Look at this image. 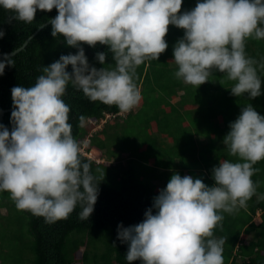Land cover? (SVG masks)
<instances>
[{"label":"clouds","instance_id":"1","mask_svg":"<svg viewBox=\"0 0 264 264\" xmlns=\"http://www.w3.org/2000/svg\"><path fill=\"white\" fill-rule=\"evenodd\" d=\"M183 0H0L11 19L31 23L38 10H57L51 35L63 36L77 51L61 54L43 66L35 83L11 88V130L0 124V192L7 191L19 210L41 216L46 223L66 219L79 205L81 220L94 211L99 189L91 165L83 161L72 134L71 111L63 99L69 82L89 99L115 104L121 111L137 106L142 95L136 67L158 60L168 48V26L184 29L174 45L175 76L191 85L206 82L211 70L235 81L231 94L264 95L256 61L245 52L246 38H264V0H196L181 12ZM5 35L0 29V38ZM82 42H99L112 53L115 67L89 63ZM107 53L98 51L102 65ZM0 60V75L13 66ZM71 66V71L68 66ZM104 124V123H102ZM237 161L214 165L212 185L174 172L145 210L144 219L117 225V239L127 243L131 264H223L224 238L213 235L222 211L244 206L255 192L253 165L264 159V114L249 103L229 123L223 138ZM100 182V181H99ZM155 210V211H153Z\"/></svg>","mask_w":264,"mask_h":264},{"label":"trees","instance_id":"2","mask_svg":"<svg viewBox=\"0 0 264 264\" xmlns=\"http://www.w3.org/2000/svg\"><path fill=\"white\" fill-rule=\"evenodd\" d=\"M195 4L196 0H183L180 11L191 10ZM56 14L55 8L51 11L38 10L35 19L26 23L11 19L14 14L0 8V29L5 32L0 38L1 54L21 48L46 24L24 50L10 57L13 66L6 65L4 74L0 75V102L4 109L9 110L1 124L10 130L13 109L11 88L16 85L31 86L42 74L43 66L58 59L61 54L77 51L64 43L63 36L51 35L49 22ZM183 35L184 29L170 24L165 36L168 48L158 60H145L136 67L134 79L142 100L135 109H138L136 114L143 115V123L136 121L139 115L136 120L133 119L136 115L134 110L131 109L123 117L121 114L125 111L117 105L91 100L69 82L63 99L71 107L69 122L72 134L79 142L81 159L90 163L99 183L94 211L88 220H81L78 205L66 219L46 223L41 216L17 209L10 193L0 192V264H129L125 260L128 245L117 239L120 222L125 227L141 222L145 210L151 207L153 198L166 186L174 172L183 176L185 171L208 185L214 183L212 169L208 171L202 170L199 165L193 166L195 163L191 160L195 154L190 148L191 139L180 138L183 146L176 138L167 139L169 133H175L176 125L181 124L177 120L176 125L173 123L176 119V104L173 102L178 91L176 87H182V79L175 76L178 66L173 61V48ZM82 46L90 64L97 68L115 67L112 53L106 45L98 42L92 47L82 42ZM98 51L107 53L104 65L95 59ZM245 52L256 61L257 73L264 80V38H246ZM2 59L5 58L0 57ZM68 70L71 71L70 65ZM208 79V89L227 83L230 92L235 83L227 79L226 73L215 68ZM240 98H243V104L251 103L264 114V95L252 99L245 93ZM161 114L164 124L159 120ZM108 115L110 119H107ZM104 120L106 122L102 124ZM152 122H156L153 131L143 127L147 123L151 128ZM156 131L159 135L152 136ZM137 142L139 144L135 148L131 147ZM214 150L219 155L212 161L218 165L221 159H225V152L221 147ZM93 151L99 153L100 160L86 155ZM235 158L231 156L228 159L235 161ZM209 164L210 161L208 167ZM261 164H264L263 160L253 165L257 169L252 176L255 192L244 206L237 204L235 207L240 212H248L241 228L235 229L232 222L223 217L213 229L215 237L224 238L223 264H264V187L261 188L258 181L259 172L264 170ZM221 211L223 216L233 214L232 211ZM259 211L262 221L256 225L253 220ZM235 220H240L238 212ZM131 264H141V261Z\"/></svg>","mask_w":264,"mask_h":264},{"label":"crops","instance_id":"3","mask_svg":"<svg viewBox=\"0 0 264 264\" xmlns=\"http://www.w3.org/2000/svg\"><path fill=\"white\" fill-rule=\"evenodd\" d=\"M179 82V81H178ZM209 80L204 82L201 85H191L187 84L182 80V87L177 86L176 88L178 91H176V99L173 101L176 104V120L180 122V118L183 120L180 127L184 128L185 131H189V136L193 137L194 142H192V145L194 146L193 151L195 154V157L191 160V162H194L195 165H199L202 170H208V163H214L216 159H218L219 152L216 150H210L209 151V157L206 155L205 149L206 147L210 146V140L208 138H211L212 140L215 139V134L213 133L212 124L210 123L208 126H197L196 123L188 125L187 121L190 120L191 122H195L196 119H205L207 117H213L211 122H216L218 124H221L223 120V114L227 115L229 114L227 111V107L229 106V102L226 101V110H224V99L229 98V86L226 83L224 86L220 85V93L216 95H219L218 98H220L221 103L223 102L222 106L220 103V110L219 112L214 113L213 112V106L214 102L212 101V94H208V96H204L203 98L199 99V102L197 100H193V97L188 94L189 88H194L196 90L200 89L201 91H205L209 87ZM212 90V89H209ZM213 91V90H212ZM187 110H194V111H187ZM181 115L191 116L190 118H182ZM180 117V118H179ZM217 124V126H219ZM207 127V128H206ZM201 138V139H200ZM192 140V139H191ZM194 143V144H193ZM216 143L220 144L221 147L223 146V143H221L219 140L216 141ZM205 148H202L204 147ZM223 148V147H222ZM214 160V161H212ZM178 161V160H177ZM216 163V162H215ZM209 171V170H208ZM184 175H187V172L184 171ZM261 212H257V215L254 217L253 223L256 225H259L261 223L260 218ZM248 242H246L247 244Z\"/></svg>","mask_w":264,"mask_h":264},{"label":"rangeland","instance_id":"4","mask_svg":"<svg viewBox=\"0 0 264 264\" xmlns=\"http://www.w3.org/2000/svg\"><path fill=\"white\" fill-rule=\"evenodd\" d=\"M262 87H264V85H262ZM210 88H212L213 91L209 90V89H207L205 91H201L200 89L196 90V89L191 87V88L188 89V94H189V96L191 95L193 97L194 101L197 100L198 102H199V99L203 98L204 96H208V94H212V96H213L212 101L214 102L213 112L216 113V112H219V110L221 108L220 107L221 100H220V98H218L219 95L215 96V93H217V94L220 93V87H218L217 84H216L214 86H211ZM229 94H230L229 98H227V99L225 98L224 99V97H223V101H224V110H226V101L229 102V110H228V107H227V110H228L227 112H229L230 114H227V115L223 114V120H222L221 124H218L216 122H211L213 117H211V118L207 117L205 119H201V118L200 119H196V120H194L195 122H191L190 120L187 121L189 126H190V124L192 125L194 123H196L197 126H205L206 124L209 125L210 123L212 124V128H210L208 125H206V126H208L210 130L213 129V133L215 134V139L216 140H212L211 138H208L210 140V143H211V145L206 147V149H205L206 155L208 157H209V154H210L209 153L210 150H214L215 148L221 147V145L216 143V141L219 140L221 143H223V138L226 135V133L229 131V123L231 121H234L237 118V116L240 114L241 107L245 106V104L242 103L243 98H240V96L237 97V96L232 95L231 91L229 92ZM222 104H223V102L221 103V106H222ZM137 110L138 109L134 110V114L137 113L136 112ZM187 111H194V110H187ZM138 115L140 116V114L133 115V119L136 120ZM181 117L182 118H190L191 116H189V115L188 116H186V115L182 116L181 115ZM162 118H163V115L161 114L159 116V120H161ZM136 121L140 122V123H143L144 122L143 115H141L139 117V119L136 120ZM182 121L183 120L180 118L181 124H182ZM160 122L164 124V122L162 120ZM173 123L176 125V123H177L176 119H173ZM181 124H180V126H181ZM217 124L219 126H217ZM162 125H161V127H162ZM180 126H178V124H177L176 125V129H174L175 133H169L167 139L170 141L171 138H173V139L176 138V140H179V143H181L180 145H182V146H183V144H182L180 138H182V139L184 138V140L192 139V142H194L193 137L189 136V131L188 130L184 131V128H182ZM143 127H145L148 130L150 129L151 131H153V129H156V122H152L151 123V128H150V126L148 127L147 123H145V125ZM131 130H133V128ZM184 132H188V133H184ZM155 135H159V133H157V131H156L154 134H152V136H154V137H155ZM165 143H166V145H169L168 142H165ZM137 144H139V142L133 144L131 147L135 148L137 146ZM190 145H191L190 148L193 149L194 146L192 144H190ZM222 147H221L222 150L225 152V159H228L231 156L234 157L233 155H230L229 150H228L227 146L224 143H223ZM202 148H205V146L202 147ZM141 149H143V148H140L139 150H141ZM85 154H86V152H85ZM86 155H88L89 157H91L93 159L100 160L99 159L100 155H99V153L97 151H93L92 153H89V154H86ZM235 157H236L235 161H237L239 159V157H237V156H235ZM177 160H178V162L180 161V159H177ZM262 160L264 161V159H262ZM214 165H215V163H210L208 169L211 170ZM261 166H263V168H264V164H261ZM258 181H259V184H260L261 188L264 187V170H261L259 172ZM157 183H161V182L158 181ZM262 197L264 198V194L262 195ZM244 210H247V209L245 208ZM2 212L5 213L4 210ZM232 212H233L232 215L224 214L223 217L227 221H231L232 222L231 225L234 226L235 229H239V228H241V222L245 220L248 212L247 213L240 212V210H238L237 208H234ZM237 212H238V215L240 217L239 221L235 220V214Z\"/></svg>","mask_w":264,"mask_h":264},{"label":"water","instance_id":"5","mask_svg":"<svg viewBox=\"0 0 264 264\" xmlns=\"http://www.w3.org/2000/svg\"><path fill=\"white\" fill-rule=\"evenodd\" d=\"M50 23V22H49ZM46 25V24H45ZM44 25V26H45ZM44 26H41L36 32H35V34H33V36L32 37H30V38H28L27 39V41L23 44V46L21 47V48H19V49H17V50H15V51H13V52H7V53H0V57H2V58H10V57H13V56H15L16 54H18L20 51H22V50H24L25 48H26V46L28 45V43L30 42V40L35 36V35H37V33L44 27ZM9 110H6V109H4L3 107H2V105H1V102H0V124H1V122L3 121V119H4V116H5V114L8 112Z\"/></svg>","mask_w":264,"mask_h":264},{"label":"built area","instance_id":"6","mask_svg":"<svg viewBox=\"0 0 264 264\" xmlns=\"http://www.w3.org/2000/svg\"><path fill=\"white\" fill-rule=\"evenodd\" d=\"M133 109H134V107L132 108V110H133ZM128 112H129V111L124 112V113H122L121 115H122L123 117H125V114L128 113ZM110 118H111L110 115H108V116H107V119H110ZM105 122H106V121L104 120L103 123H105Z\"/></svg>","mask_w":264,"mask_h":264}]
</instances>
